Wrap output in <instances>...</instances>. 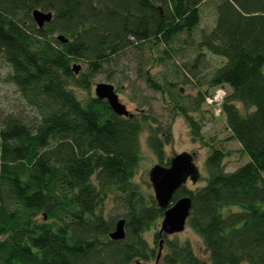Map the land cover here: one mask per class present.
<instances>
[{
    "label": "trees",
    "instance_id": "1",
    "mask_svg": "<svg viewBox=\"0 0 264 264\" xmlns=\"http://www.w3.org/2000/svg\"><path fill=\"white\" fill-rule=\"evenodd\" d=\"M207 1L0 0V58L27 109L0 117V264H264V0H213L214 27L197 34ZM35 10L52 21L39 28ZM184 46L197 51L191 73L204 51L226 60L191 103L178 87L188 79L176 77ZM133 49L145 90L171 119L184 118L195 142L204 141L203 125L192 114L212 91L231 90L220 109L229 140L249 160L229 172L228 153L209 145L203 186L182 187L172 200L192 199L187 225L203 255L178 236L157 233L154 246L144 237L165 210L134 183L140 135L147 130L150 149L169 166L171 123L158 122L143 92L150 111L140 117L118 116L90 94L96 75ZM148 61L161 70L148 72ZM116 82L122 89L127 80ZM74 89L89 95L82 101ZM120 220L126 236L114 241Z\"/></svg>",
    "mask_w": 264,
    "mask_h": 264
},
{
    "label": "rangeland",
    "instance_id": "2",
    "mask_svg": "<svg viewBox=\"0 0 264 264\" xmlns=\"http://www.w3.org/2000/svg\"><path fill=\"white\" fill-rule=\"evenodd\" d=\"M215 4L213 0H208L201 7V25L197 32L201 30H211L215 24ZM198 38L196 36V42ZM195 47V45H193ZM190 46H184L182 50L178 51L176 55V65L180 68L176 77H181L185 80L188 79L186 84H179V88L182 89V95L186 102L195 101L197 95V87L203 86L206 79L217 69L223 66L226 60L222 57H215L205 52L206 62L201 64L200 68L195 72H190V65L193 63L197 55L195 48ZM139 49H133L121 57L113 61L110 67H106L104 71L97 74L92 80L90 94L95 97V86L99 83H108L114 86L116 93L120 99V102L124 104L127 110L135 117H140L146 111H150L147 108H143L141 105L140 94L143 92V97L148 99L152 105V113L158 119V122L163 127L171 123V135L172 142L165 146L164 160H170L177 154L189 153L194 155V163L200 171V177H204L205 173V160L210 152L209 145H214L217 148H222L228 157L225 160L226 170L233 172L241 165L245 164L249 159L245 155L241 154V146L238 142L229 140L231 134L227 129L225 116L220 109V102L230 92L229 87L219 88L212 91L214 94L211 100H207L201 107L199 113H193L192 116L201 121L203 125V142H195L191 136V130L183 117L177 116L175 119H171L170 112L166 105L160 103L159 96H155L152 92L145 90L144 85L139 80L137 73ZM149 56V52H145V57ZM81 66L82 71L86 69V64L77 62ZM153 65L151 61H148V68ZM161 68H149L148 72L155 73L160 71ZM12 73L11 67L0 58V117L9 113L26 112V106L21 99V95L18 89L9 81V75ZM128 80L131 84L125 82V86L122 89H118L120 84L116 81L123 82ZM200 86V87H202ZM126 87V88H125ZM74 92L80 100H85L89 92L81 91L80 89H74ZM212 100H216L215 104ZM162 129V128H161ZM165 131V130H164ZM148 132L144 130L140 135V162L134 183L138 184L145 193L154 196V191L149 179V173L151 169L160 164L152 150L150 149L148 142ZM203 186L202 182H198L196 185L190 180L185 185L188 189H194L196 187ZM110 208V207H109ZM161 221L157 222L145 235V239L151 246H154L155 235L161 230ZM178 236L181 240L192 241L198 253L203 255V250L199 248L198 237H196L191 229L186 225L184 232L173 235L170 237ZM206 260V256L204 255Z\"/></svg>",
    "mask_w": 264,
    "mask_h": 264
},
{
    "label": "water",
    "instance_id": "3",
    "mask_svg": "<svg viewBox=\"0 0 264 264\" xmlns=\"http://www.w3.org/2000/svg\"><path fill=\"white\" fill-rule=\"evenodd\" d=\"M33 19L39 28L50 23L53 19L52 13L35 10L32 13ZM63 40V37H59ZM77 74L80 66H74ZM95 98L106 101L111 111L121 117H131L132 114L126 106L120 102L118 94L113 85L99 83L95 86ZM200 178V171L194 163V155L189 153L177 154L170 159L169 166L155 165L150 173L149 179L154 191V198L160 209L165 210L164 218L161 222L160 236H173L184 232L187 221L192 211V199L189 196L182 197L172 204L174 195L179 189L185 187L190 180L196 184ZM126 236L125 221L120 220L110 238L114 241H122ZM164 240L160 242L158 259L161 257Z\"/></svg>",
    "mask_w": 264,
    "mask_h": 264
},
{
    "label": "built area",
    "instance_id": "4",
    "mask_svg": "<svg viewBox=\"0 0 264 264\" xmlns=\"http://www.w3.org/2000/svg\"><path fill=\"white\" fill-rule=\"evenodd\" d=\"M208 100H211V99H208ZM213 102H217L216 100H212Z\"/></svg>",
    "mask_w": 264,
    "mask_h": 264
}]
</instances>
